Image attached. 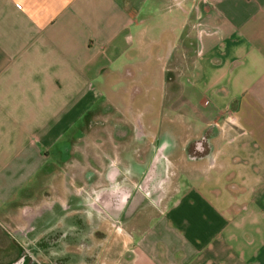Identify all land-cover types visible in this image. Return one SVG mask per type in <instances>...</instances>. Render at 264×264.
<instances>
[{
	"label": "crops",
	"instance_id": "1",
	"mask_svg": "<svg viewBox=\"0 0 264 264\" xmlns=\"http://www.w3.org/2000/svg\"><path fill=\"white\" fill-rule=\"evenodd\" d=\"M158 69L146 127L176 125L182 147L214 129L212 151L174 152L159 211L100 241L89 190L144 161L128 98ZM212 173L218 195L189 187ZM0 225L71 264H264V0H0Z\"/></svg>",
	"mask_w": 264,
	"mask_h": 264
},
{
	"label": "flooded vegetation",
	"instance_id": "2",
	"mask_svg": "<svg viewBox=\"0 0 264 264\" xmlns=\"http://www.w3.org/2000/svg\"><path fill=\"white\" fill-rule=\"evenodd\" d=\"M136 92L139 93V98H135ZM135 93H131L128 98V116L134 126L133 132L137 136L135 139L143 143V147H149L147 142L150 141L151 147L146 151L142 163L128 164L125 167L120 164L109 166L104 185L96 191L89 190L92 198L86 206L93 216L92 232L100 241L110 233H123L138 216L147 217L159 211L163 201L172 192L168 160L173 157L174 152L184 150L189 159L199 160L210 156L212 151L211 139L215 134L214 129L202 132L185 147L178 144V132L170 125L159 124L156 130H149L145 124V116L152 110V97L145 100L138 87ZM136 104L141 106L139 113L130 111ZM116 130L124 133V128L120 125L116 126ZM132 145L134 146L133 143ZM11 245L6 264H71L76 261L72 252L50 248L57 246L48 245L49 249H45L47 246L41 245L43 249H33V254L22 245ZM95 256L94 253L84 254L83 258L89 264L94 261Z\"/></svg>",
	"mask_w": 264,
	"mask_h": 264
},
{
	"label": "rangeland",
	"instance_id": "3",
	"mask_svg": "<svg viewBox=\"0 0 264 264\" xmlns=\"http://www.w3.org/2000/svg\"><path fill=\"white\" fill-rule=\"evenodd\" d=\"M156 31V30H155ZM154 31V32H155ZM179 31V30H178ZM157 32H155L154 33V39L156 40L157 39V34H156ZM195 33L196 32H194V33H192V39H193V37H194V35H195ZM156 34V35H155ZM195 39H194V44H193V46H192V50L193 51H195V47H196V49H197V43L199 42L198 40H197V37H194ZM156 41H159V43H160V40H156ZM192 42H193V40H192ZM164 43V41H162L161 43H160V45L159 46H161V44H163ZM180 46H182V44H180ZM184 46H187V45H185L184 44ZM189 46L191 47V44H189ZM195 53V52H194ZM192 54V55H194V56H192L193 58H195V55H196V53L195 54ZM181 59V58H180ZM196 59V62H197V67H198V62H200V63H202L203 61H201L200 59H198V57H196L195 58ZM133 61V60H132ZM148 63L147 64H144V67H146L148 70H150V69H152V68H154V66H160L161 68H162V66H164L165 65V62L163 61V59H160V60H157V59H150L149 61H147ZM157 68H159V67H157ZM161 69H158V72H160L159 74H157L156 76H155V78L153 77V76H151L150 74H147V75H143V77H142V84H139V86H138V89H139V91L140 92H142L144 95H146V96H148V95H151V92L153 91V92H156L157 93V97L159 98L160 96H161V93H160V88H161V82H162V78H163V76L161 75V71H160ZM197 74L196 75H199V70L197 69V72H196ZM127 85V84H126ZM154 86L156 87V88H159V90H156L155 88H154ZM141 89V90H140ZM122 92H120V93H117V94H114L115 96L116 95H118L119 96V94H121ZM165 93V97H166V92H164ZM124 96V95H123ZM156 96V95H155ZM114 97H112V99H113ZM121 100H122V98H121ZM118 103H120V102H118ZM112 108H117V109H112V110H114L113 112H111V114H113V113H116V112H118V110H119V112H120V114H123V112H124V107L125 106H123V107H120V105H116L115 107H113V106H111ZM120 107V108H119ZM97 109V108H96ZM187 110V109H186ZM186 110H184V111H186ZM122 116V115H121ZM116 119V116H114V117H110V121L108 122V123H105L104 125H102V127H100V124H99V128H96L95 129V132L93 133V134H96L97 132H98V134H100L101 135V137L102 136H105L104 134H105V132L109 129V130H113V125H114V122L115 121H117V122H122V121H120V120H115ZM146 119V118H145ZM115 120V121H114ZM123 123V122H122ZM110 126H111V129H110ZM96 127V126H95ZM174 128V130L176 131V132H178V134L180 133V130L176 127V125L175 126H173ZM101 128V129H100ZM101 131H102V133H101ZM109 132V131H108ZM92 135V134H91ZM95 136H98L97 134L95 135ZM107 136H108V134H107ZM214 173H212V180H214L213 182H204V179H203V181H201L200 183H194V182H191V184H190V186L189 187H196L199 191H203L204 189H205V191H207L210 195H218V178L217 177H214ZM187 187V186H186ZM188 187V188H189ZM187 188V189H188ZM8 230L5 228V227H3L2 225H0V264H6L7 262H8V257H9V255H8V252H9V249L10 248H12V241L9 239V237H8ZM121 249L119 248V246L116 248V249H112L111 250V252H110V254H109V256L111 255V257L112 258H116V257H118L117 255H118V251H120Z\"/></svg>",
	"mask_w": 264,
	"mask_h": 264
}]
</instances>
